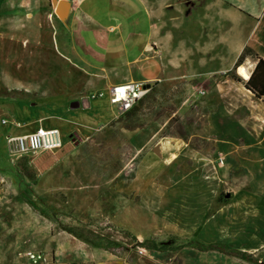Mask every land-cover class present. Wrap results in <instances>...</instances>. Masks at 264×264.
Masks as SVG:
<instances>
[{
	"label": "rangeland",
	"instance_id": "374dc122",
	"mask_svg": "<svg viewBox=\"0 0 264 264\" xmlns=\"http://www.w3.org/2000/svg\"><path fill=\"white\" fill-rule=\"evenodd\" d=\"M142 2L153 24L145 57L161 75L114 119L107 73L72 52L67 17L50 0H0V264L66 239L81 247L65 254L90 249L113 264H255L159 255L144 240L216 243L264 261V101L232 68V0ZM83 98L87 108L69 110ZM38 126L68 146L10 157L4 137Z\"/></svg>",
	"mask_w": 264,
	"mask_h": 264
},
{
	"label": "crops",
	"instance_id": "0c3cea01",
	"mask_svg": "<svg viewBox=\"0 0 264 264\" xmlns=\"http://www.w3.org/2000/svg\"><path fill=\"white\" fill-rule=\"evenodd\" d=\"M65 1L70 3L67 15V40L70 49L85 65L107 73L110 84L106 91L114 85L126 82H144L150 85L160 78V67L154 60L145 57L153 33V24L148 8L142 0ZM232 30V36L236 37L232 40V68L235 70L237 59L244 48H248L253 55L245 57L242 64H252L253 71L257 60H264V0H232ZM245 82L243 81L241 88L252 95L244 88ZM259 100L264 101V97ZM80 106L83 110L88 107L84 98ZM21 112L28 113L25 109ZM44 120L46 118L38 117L36 123ZM67 146L68 144L63 148ZM62 246L68 250L81 247L66 239L63 245L58 244L53 251L30 252L44 257V262L38 264H113L108 261L109 257H104L94 250L86 249L68 255L61 249ZM148 252L159 255L168 253ZM19 257L18 264H31L25 254ZM232 260L242 262L235 257H232ZM261 262L264 261H256Z\"/></svg>",
	"mask_w": 264,
	"mask_h": 264
},
{
	"label": "built area",
	"instance_id": "2783aa9c",
	"mask_svg": "<svg viewBox=\"0 0 264 264\" xmlns=\"http://www.w3.org/2000/svg\"><path fill=\"white\" fill-rule=\"evenodd\" d=\"M145 85H149V83L126 82L114 85L108 89V103L116 109V116L114 119L124 117L128 111L145 98L150 89V85L148 88H146ZM103 97L104 94L102 92L89 95V98L92 100ZM1 123L2 126H5L9 122L4 119ZM10 123L17 129L24 127V125L17 121H12ZM3 142L7 154L14 159L38 155L44 152L54 153L62 148L60 134L55 128L43 129L42 127H38L25 134L5 136ZM218 165H223V160L221 158H218ZM25 257L31 264L44 262V257L41 254L27 252L25 253Z\"/></svg>",
	"mask_w": 264,
	"mask_h": 264
},
{
	"label": "trees",
	"instance_id": "16d2710c",
	"mask_svg": "<svg viewBox=\"0 0 264 264\" xmlns=\"http://www.w3.org/2000/svg\"><path fill=\"white\" fill-rule=\"evenodd\" d=\"M252 55L253 53L251 52L250 49L244 48L243 52L241 53V55L239 56V58L235 63V67H236L235 73L240 79L246 81L244 84V88L247 91H249L255 98L261 99L262 97H264V60L259 58L257 60V63L253 71H252L253 68L252 64H247V63L242 64L245 57ZM139 103L135 107H133L130 111H128L125 116H129L133 114V112L136 111ZM126 235H128V233H126ZM137 244L139 248L144 249L146 251L164 253V252L181 251L183 249H192L200 253L215 252V253L223 254L225 256L235 257L246 262H253V263L255 262V264H264V262L256 263V261H254L250 255H246V253L228 252L225 250L224 246L218 245L216 243H210L205 245L198 241H189L185 244L173 245L172 243L171 245H169L166 243H157L154 241L148 242L147 240H144Z\"/></svg>",
	"mask_w": 264,
	"mask_h": 264
},
{
	"label": "water",
	"instance_id": "95a60500",
	"mask_svg": "<svg viewBox=\"0 0 264 264\" xmlns=\"http://www.w3.org/2000/svg\"><path fill=\"white\" fill-rule=\"evenodd\" d=\"M50 3H51V7L54 10V14L59 19H63L67 17L70 9V3H68L65 0H50ZM145 87L148 88L149 85H145ZM79 107H80L79 102H72L69 105V110H77Z\"/></svg>",
	"mask_w": 264,
	"mask_h": 264
}]
</instances>
